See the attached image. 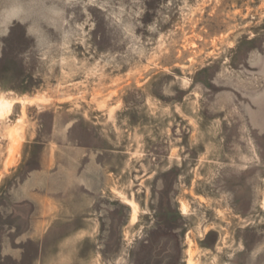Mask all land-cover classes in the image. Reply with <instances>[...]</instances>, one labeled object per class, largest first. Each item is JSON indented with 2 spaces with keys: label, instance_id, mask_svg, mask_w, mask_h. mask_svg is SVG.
<instances>
[{
  "label": "rangeland",
  "instance_id": "rangeland-1",
  "mask_svg": "<svg viewBox=\"0 0 264 264\" xmlns=\"http://www.w3.org/2000/svg\"><path fill=\"white\" fill-rule=\"evenodd\" d=\"M0 112V264H264V0H0Z\"/></svg>",
  "mask_w": 264,
  "mask_h": 264
},
{
  "label": "bare ground",
  "instance_id": "bare-ground-1",
  "mask_svg": "<svg viewBox=\"0 0 264 264\" xmlns=\"http://www.w3.org/2000/svg\"><path fill=\"white\" fill-rule=\"evenodd\" d=\"M5 98H3V100H4ZM3 100H1V103H2V101ZM7 100H9V99H7ZM6 101V100H5ZM11 103H12V101H10ZM10 103V104H11ZM5 105V104H4ZM3 104L1 105V107L3 106V107H5ZM3 107L1 108V109H3ZM11 106L9 105V108H10ZM7 108V107H6ZM6 108H4V109H6ZM11 109V108H10ZM7 110H8V108H7ZM4 112H5V110H4ZM6 112H8V111H6ZM1 113V112H0ZM1 115H3V114H1ZM4 116V115H3ZM1 117V116H0Z\"/></svg>",
  "mask_w": 264,
  "mask_h": 264
}]
</instances>
